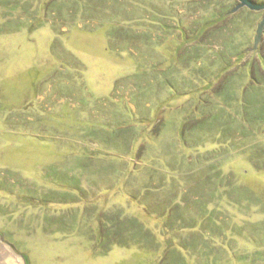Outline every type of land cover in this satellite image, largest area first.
I'll use <instances>...</instances> for the list:
<instances>
[{
	"label": "rangeland",
	"instance_id": "obj_1",
	"mask_svg": "<svg viewBox=\"0 0 264 264\" xmlns=\"http://www.w3.org/2000/svg\"><path fill=\"white\" fill-rule=\"evenodd\" d=\"M238 5L0 0L4 243L29 264H264V9Z\"/></svg>",
	"mask_w": 264,
	"mask_h": 264
},
{
	"label": "water",
	"instance_id": "obj_2",
	"mask_svg": "<svg viewBox=\"0 0 264 264\" xmlns=\"http://www.w3.org/2000/svg\"><path fill=\"white\" fill-rule=\"evenodd\" d=\"M238 1H239V5L230 13H234L235 11L242 8H249L251 10H256V11L264 9V5H255L249 0H238ZM263 30H264V20L258 27L254 49L257 48V45L260 42V37L263 35ZM0 264H26L24 256L18 254L17 251L12 246L4 243L1 239V235H0Z\"/></svg>",
	"mask_w": 264,
	"mask_h": 264
},
{
	"label": "trees",
	"instance_id": "obj_3",
	"mask_svg": "<svg viewBox=\"0 0 264 264\" xmlns=\"http://www.w3.org/2000/svg\"><path fill=\"white\" fill-rule=\"evenodd\" d=\"M24 258H25L26 264H29L28 258L27 257H24Z\"/></svg>",
	"mask_w": 264,
	"mask_h": 264
}]
</instances>
